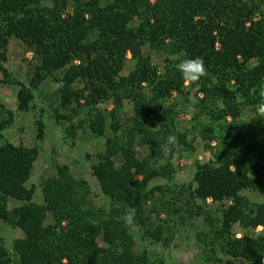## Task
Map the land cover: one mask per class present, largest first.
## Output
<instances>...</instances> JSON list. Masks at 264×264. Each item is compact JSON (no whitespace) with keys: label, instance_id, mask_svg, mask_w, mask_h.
Returning a JSON list of instances; mask_svg holds the SVG:
<instances>
[{"label":"trees","instance_id":"trees-1","mask_svg":"<svg viewBox=\"0 0 264 264\" xmlns=\"http://www.w3.org/2000/svg\"><path fill=\"white\" fill-rule=\"evenodd\" d=\"M13 37L33 52L29 85L13 79L5 65ZM145 46L163 53L164 66L153 62ZM129 57L134 65L125 74ZM195 57L207 73L186 83L174 65ZM0 72L19 85L20 110L29 109L33 89L52 75L62 107L79 112L87 106L92 133L104 136L111 118L112 133L92 165L105 201L96 202L89 182L63 163L43 181L39 203L34 184L27 185L39 149L5 136L15 115L0 105V220L24 232L13 243L17 264H154L147 251L136 249L132 226L157 241L172 240L179 226L173 221L178 193L170 188V196L158 202L164 186L151 182L173 179L174 158L195 149L197 134L212 157L197 164L191 197L222 201L220 218L208 215L211 227L198 233L201 247L264 264V203L242 193L260 188L250 175L260 143L248 142L258 126L237 120L245 110H256L264 89V0H0ZM190 96L197 101L194 111ZM102 101L113 104L108 114L97 106ZM182 113L190 116L183 130L176 122ZM43 126L38 119L39 137ZM169 134L177 142L161 164L156 149ZM137 146L148 152L138 156ZM130 208L135 219L126 226L119 217ZM235 223L262 231L237 236ZM11 261L0 237V264Z\"/></svg>","mask_w":264,"mask_h":264},{"label":"rangeland","instance_id":"rangeland-1","mask_svg":"<svg viewBox=\"0 0 264 264\" xmlns=\"http://www.w3.org/2000/svg\"><path fill=\"white\" fill-rule=\"evenodd\" d=\"M143 49L145 53L151 54L155 64L159 67L164 66L165 59L160 50L150 51L148 46ZM5 65L11 71L13 79L18 78L25 84H30L34 73L33 52L29 51L21 40L16 37L10 40L8 60ZM133 65L134 62L129 57L123 73H128ZM57 88L58 83L53 79V76L47 75L38 84V87L33 89L35 102L30 105L28 110H20L18 109L17 98L19 85L15 82L10 83L9 79H4L0 72V105L4 104L15 115L13 124L4 132L5 136L15 144L37 146L39 149V156L35 162L32 176L27 182L28 186L32 184L35 186L34 200L36 202H43V181L46 177L56 174L57 165L63 163L68 164L76 176L83 177L89 182L95 194L94 200L96 202L105 201V197L100 190V184L93 174L92 165L98 162V154L104 150L106 136L112 133L111 118L109 117L107 120L104 136L92 133L87 124V106L80 107L79 112L72 111L70 107H62ZM82 102L85 104V101ZM97 106L108 114L113 104L111 101H102ZM124 110L127 114L131 113L128 105H125ZM256 115V110L247 109L243 115L237 118V120L252 122L258 126L253 129L257 134L253 133L248 142L250 143L255 139L259 140L260 143V149H257L251 155L252 165L250 166V175L260 188H248L243 190L242 193L252 202L264 203V119L256 117ZM157 117L158 115H155V118ZM38 119L44 122L42 137L38 136ZM189 119L188 114H180L176 119L179 129L183 130L189 126ZM206 143L207 141L197 134L193 143L195 149L182 157L174 158L175 172L173 179L168 180L159 176L151 182V185L160 184L164 186L162 189L164 193L159 195L162 198L158 199L159 192L155 196L158 202H160V199L164 200L167 196H170V188L174 187L178 193L179 202L174 205L176 213L173 214V221H177L179 226L172 240L168 244L157 241L149 237L138 224L132 226L136 249L140 252L147 251L154 264H224V262L213 259L212 254L216 257L219 256L225 262L249 264L241 258L222 254L220 248L215 245L214 250L203 249L200 245L203 240L199 239L198 233L209 230L211 227L208 223V215L212 214L216 218H220L218 210L222 204V201L213 202L212 197L204 202L198 198H192L190 194V191L197 185L194 180L197 164L207 162L212 157V152L206 147ZM213 144H215V141H213ZM136 149L140 157L148 152L146 147L137 146ZM228 200L225 202L228 203ZM10 206H14V203L11 202ZM51 221L52 216L49 214L47 223ZM261 231L262 226H258L255 231L245 230L239 223H235L232 227V232L237 236ZM22 236H24V232L20 228L0 220V237L4 240L12 256V261L9 264H17L13 243L16 238ZM205 239L208 240L207 246H212L210 244L211 237L208 236ZM99 242H102V240L99 239ZM206 253L208 254L206 255Z\"/></svg>","mask_w":264,"mask_h":264},{"label":"clouds","instance_id":"clouds-1","mask_svg":"<svg viewBox=\"0 0 264 264\" xmlns=\"http://www.w3.org/2000/svg\"><path fill=\"white\" fill-rule=\"evenodd\" d=\"M176 71L181 74L183 80L188 82H197L202 76L206 75L207 69L204 66V62L200 57L181 59L174 65ZM189 108L195 110L194 105L197 103L194 97H189ZM256 117L264 119V89L260 93V102L256 106ZM159 142V141H158ZM177 138L174 134H169L163 143L159 142L157 147V157L161 164L165 163L175 146ZM119 219L126 225L131 226L135 219V209L130 208L123 213Z\"/></svg>","mask_w":264,"mask_h":264}]
</instances>
